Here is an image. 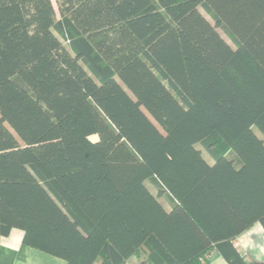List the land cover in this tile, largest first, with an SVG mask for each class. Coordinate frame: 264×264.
Segmentation results:
<instances>
[{
	"label": "trees",
	"instance_id": "16d2710c",
	"mask_svg": "<svg viewBox=\"0 0 264 264\" xmlns=\"http://www.w3.org/2000/svg\"><path fill=\"white\" fill-rule=\"evenodd\" d=\"M256 223L264 0H0V239L64 264H248L231 242Z\"/></svg>",
	"mask_w": 264,
	"mask_h": 264
},
{
	"label": "crops",
	"instance_id": "0c3cea01",
	"mask_svg": "<svg viewBox=\"0 0 264 264\" xmlns=\"http://www.w3.org/2000/svg\"><path fill=\"white\" fill-rule=\"evenodd\" d=\"M23 232L12 229L7 237L0 239V264H64V261L29 248L22 243ZM248 264L264 262V230L259 223L241 233L231 242ZM207 264H229L216 250L207 257Z\"/></svg>",
	"mask_w": 264,
	"mask_h": 264
},
{
	"label": "rangeland",
	"instance_id": "374dc122",
	"mask_svg": "<svg viewBox=\"0 0 264 264\" xmlns=\"http://www.w3.org/2000/svg\"><path fill=\"white\" fill-rule=\"evenodd\" d=\"M201 12H202V14L203 15H205V17L207 18V19H209L210 20V18L202 11V10H200ZM218 32L220 33V35L223 37V39L227 42V43H229L231 46H232V44H231V42L229 41V39L225 36V34L219 29L218 30ZM253 131H254V133L259 137V138H261V139H263V137H262V135L260 134V132L255 128V127H253ZM91 139L92 140H94L95 139V137H91ZM204 156H205V158L208 160V161H210V159L208 158V156L204 153ZM147 184V186L150 188V190L153 192V193H156L155 192V190H154V188L150 185V183H146ZM165 196H161L159 199H160V201L165 205V206H167V202L165 201V198H164ZM129 264H137V261H136V259L135 258H131L130 260H129Z\"/></svg>",
	"mask_w": 264,
	"mask_h": 264
}]
</instances>
